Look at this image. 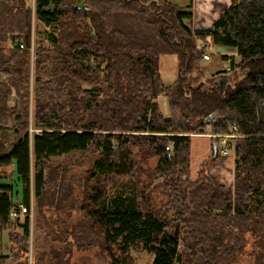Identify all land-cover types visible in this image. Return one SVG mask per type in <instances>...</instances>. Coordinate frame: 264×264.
<instances>
[{
    "label": "trees",
    "instance_id": "16d2710c",
    "mask_svg": "<svg viewBox=\"0 0 264 264\" xmlns=\"http://www.w3.org/2000/svg\"><path fill=\"white\" fill-rule=\"evenodd\" d=\"M33 3L32 52L16 44ZM192 9L168 0H0V264H71L94 246L109 250L111 264H126L132 249L152 264H226L249 245L264 264V0H235L209 30L192 29ZM216 47L239 61L208 78L204 56ZM166 56L178 60L168 87ZM231 125L240 135L229 146L232 185L209 174L222 154L214 138L216 152L193 177L192 136ZM59 193L83 219L52 242L37 240L31 256V205L39 221L45 208L60 211Z\"/></svg>",
    "mask_w": 264,
    "mask_h": 264
},
{
    "label": "rangeland",
    "instance_id": "374dc122",
    "mask_svg": "<svg viewBox=\"0 0 264 264\" xmlns=\"http://www.w3.org/2000/svg\"><path fill=\"white\" fill-rule=\"evenodd\" d=\"M169 2L178 5L181 8H188L189 6H192V12L194 14V20L192 22V29L193 30H201L202 28H207L209 26L210 20L208 17L213 19H218L220 15H222L225 10L235 1V0H168ZM28 26L24 34L19 35L20 39L26 43H28L30 48V42H36V32H37V22L35 21V6L34 3L32 7L28 10ZM202 19L206 20V23L202 22ZM201 28V29H200ZM216 52V49L213 50V48L208 51L207 53L211 56L210 60H204L203 65L207 70L206 76L210 78L216 71L218 70H225L226 68L230 67L231 60H235L236 62L239 61V56L237 54L232 55L233 53H230L231 55H223V53H213ZM226 58V59H225ZM161 76L164 86H170L173 84L178 77V60L176 56H166L162 58V65H161ZM161 109V112L165 114V116H169V110H166L167 108V99L164 96H161L160 98L156 99V101ZM17 104V98L16 94L13 91L10 98L7 102V107L9 110H13L16 108ZM166 107V108H165ZM168 109V108H167ZM207 133L210 135L211 132ZM231 152V151H230ZM229 155V154H228ZM234 156V153L231 152L230 156ZM221 158L224 157V155H220ZM80 157L78 154L76 156ZM205 158L204 160H206ZM203 160V161H204ZM202 161V162H203ZM61 162H65V164L68 163V160L64 161H57L54 163V165H61ZM197 164V163H196ZM198 165V164H197ZM194 168H198V166ZM214 165V172H215ZM77 169V168H75ZM78 171V170H76ZM227 176V174H226ZM53 179H55V174L52 175ZM13 180V179H12ZM229 181L231 180V174L229 176ZM64 181V180H63ZM226 181V182H229ZM4 181H0V184ZM7 183V182H4ZM13 185L15 191H19L20 184L18 180L14 179V181L9 182ZM8 183V184H9ZM61 184V183H60ZM58 193V192H57ZM67 194H58V197L60 200L59 202V209H51V208H45V217L41 218L39 221L37 216V211L35 209L34 203L31 205V211H30V219L32 224V230H31V237L29 240V247H30V254L33 255V249L35 248L36 241H40L41 239L45 238L52 242L55 238V234L59 233L62 236L65 235L64 229L66 228L69 223L74 227L75 225L80 223V220L83 219V212H73L76 208L74 203L66 204L65 201L67 199L65 198ZM56 196V195H55ZM55 196L53 198H55ZM65 200V201H64ZM55 201V199H54ZM74 209V210H73ZM25 215H20L19 218L21 222H23ZM71 215V216H70ZM38 222V223H37ZM40 225V228L43 227V230L38 232L37 227ZM42 229V228H41ZM5 242V250L7 247V237H4ZM58 248H64V244L59 243L57 244ZM49 248V245L46 247ZM247 252L242 255H238L235 259L228 261L226 264H255V259L249 255V252L254 250L252 245H249L247 248ZM257 251V249H256ZM113 252L116 254L117 257L120 258V255L116 248H114ZM76 254L71 259V264H111V256L109 254V250L107 248H104L102 246H94L93 248H90L88 250L84 251H78L75 252ZM153 257L145 252H141L139 250L132 249L130 252V258H128V262L126 264H152Z\"/></svg>",
    "mask_w": 264,
    "mask_h": 264
},
{
    "label": "crops",
    "instance_id": "0c3cea01",
    "mask_svg": "<svg viewBox=\"0 0 264 264\" xmlns=\"http://www.w3.org/2000/svg\"><path fill=\"white\" fill-rule=\"evenodd\" d=\"M208 19L210 20L209 26H207V28H202V29L200 28L201 30H209L211 26L213 25V23L217 20V19H213L210 17H208ZM201 20L203 23H206V20L202 18ZM215 49H216V52H213V53L222 52L223 55H231L230 53H233L232 55L237 54L236 51L233 49L222 48V47L213 48V50ZM167 108H168V105H167ZM167 108L166 110H168ZM208 132H210V130H208ZM213 142L214 141H213V138L210 137V133L192 136L191 154H192V176L193 177H195L198 170L202 168V164L205 161L209 160L214 155V152H216ZM231 152L229 153V155H226L223 158H221L220 156L219 158H217L216 160H214L213 162L209 164V168H208L209 174L211 175L212 179L218 184L230 186L233 183L235 158L233 155L230 156ZM205 158L207 159L204 160ZM196 165L198 166V168H196L195 170L194 168L196 167ZM214 165H216L215 172H214ZM230 174H231V180L229 181L228 179H229ZM226 181H229V182H226Z\"/></svg>",
    "mask_w": 264,
    "mask_h": 264
},
{
    "label": "built area",
    "instance_id": "2783aa9c",
    "mask_svg": "<svg viewBox=\"0 0 264 264\" xmlns=\"http://www.w3.org/2000/svg\"><path fill=\"white\" fill-rule=\"evenodd\" d=\"M76 8L78 10H88L87 6H82L81 4H77ZM16 46H18L19 48L23 49L25 47L24 45V41H21L20 43H17ZM26 46L29 47L28 43H26ZM32 52L34 51V42H30V48H29ZM204 59L206 60H210V55H205ZM228 71H230V67L226 68ZM210 137L216 139L219 141V146L221 148V153L222 155L226 156L230 153V149L229 146L230 144L234 143L235 139H237L238 137H240V135L238 134V128L235 125H231L230 129L228 132L224 133V134H211ZM22 213L25 214L26 213V208H23ZM22 215V214H21Z\"/></svg>",
    "mask_w": 264,
    "mask_h": 264
},
{
    "label": "bare ground",
    "instance_id": "6f19581e",
    "mask_svg": "<svg viewBox=\"0 0 264 264\" xmlns=\"http://www.w3.org/2000/svg\"><path fill=\"white\" fill-rule=\"evenodd\" d=\"M229 129H230V128H229ZM22 210H23V208H22ZM21 214H22V215H25V214H27V210H26V213H25V214H23L22 212H21Z\"/></svg>",
    "mask_w": 264,
    "mask_h": 264
},
{
    "label": "water",
    "instance_id": "95a60500",
    "mask_svg": "<svg viewBox=\"0 0 264 264\" xmlns=\"http://www.w3.org/2000/svg\"><path fill=\"white\" fill-rule=\"evenodd\" d=\"M208 122H209V120H207V123H208ZM213 145H214V147L216 146V145H215V142H213Z\"/></svg>",
    "mask_w": 264,
    "mask_h": 264
}]
</instances>
